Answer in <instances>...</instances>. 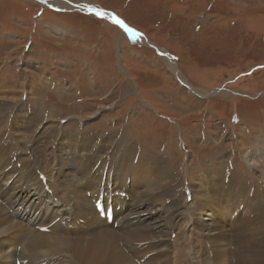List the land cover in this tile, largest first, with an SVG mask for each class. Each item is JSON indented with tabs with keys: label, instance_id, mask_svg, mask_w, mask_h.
Segmentation results:
<instances>
[{
	"label": "rangeland",
	"instance_id": "1",
	"mask_svg": "<svg viewBox=\"0 0 264 264\" xmlns=\"http://www.w3.org/2000/svg\"><path fill=\"white\" fill-rule=\"evenodd\" d=\"M46 1L0 0V122L8 98L66 134L82 123L108 146L137 143L184 177L264 183V0ZM80 2L139 38L70 9Z\"/></svg>",
	"mask_w": 264,
	"mask_h": 264
},
{
	"label": "bare ground",
	"instance_id": "2",
	"mask_svg": "<svg viewBox=\"0 0 264 264\" xmlns=\"http://www.w3.org/2000/svg\"><path fill=\"white\" fill-rule=\"evenodd\" d=\"M70 9L114 19L85 2ZM2 100L0 264H264V183L184 177L137 143L108 146L82 123L66 134Z\"/></svg>",
	"mask_w": 264,
	"mask_h": 264
},
{
	"label": "water",
	"instance_id": "3",
	"mask_svg": "<svg viewBox=\"0 0 264 264\" xmlns=\"http://www.w3.org/2000/svg\"><path fill=\"white\" fill-rule=\"evenodd\" d=\"M102 11V10H101ZM104 11V13H109L110 15H112V17L114 18V19H109V20H111L112 22H114L115 23V21H117V20H119V21H121L120 19H118L113 13H111V12H107V11H105V10H103ZM122 22V21H121ZM117 24V23H116ZM117 25H119V24H117ZM124 25V24H123ZM120 26V25H119ZM121 27V26H120ZM121 29L123 30V31H125L126 33H132V34H137V35H139L138 33H136L135 31H133V30H131V32H129L128 31V28L124 25V27L122 28L121 27ZM155 49L157 50V51H159L160 52V50H159V48H157L156 46H155ZM162 51V50H161Z\"/></svg>",
	"mask_w": 264,
	"mask_h": 264
},
{
	"label": "snow or ice",
	"instance_id": "4",
	"mask_svg": "<svg viewBox=\"0 0 264 264\" xmlns=\"http://www.w3.org/2000/svg\"><path fill=\"white\" fill-rule=\"evenodd\" d=\"M41 3L44 2V0H40ZM96 15H103L102 13H96ZM115 23L119 24L122 28L124 27L123 23L119 20L115 21ZM129 32H131V29H128Z\"/></svg>",
	"mask_w": 264,
	"mask_h": 264
}]
</instances>
